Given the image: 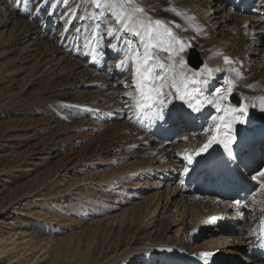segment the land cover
I'll use <instances>...</instances> for the list:
<instances>
[{"label":"rangeland","instance_id":"obj_1","mask_svg":"<svg viewBox=\"0 0 264 264\" xmlns=\"http://www.w3.org/2000/svg\"><path fill=\"white\" fill-rule=\"evenodd\" d=\"M69 3L70 7L61 3L55 9H52L50 4L45 5L42 0H32V3L27 5L23 3V0H0V7L3 10L5 9L4 11L7 14L15 15L16 20L31 23L41 28L45 26L50 33L51 31L52 34L54 33L53 37H57V43L61 41L60 47L62 49L76 56L87 55L86 57H92L95 52L94 44L96 41H91V47L87 46V43L90 33L96 31L98 39L107 38L106 44L108 47H110V44H117L118 53H120L121 58L128 60L130 68L136 63L138 57L135 48L130 45L128 34L122 30L116 32L115 30L120 26L111 17L104 21L99 29H95L93 21L80 20L69 16V12H74L77 17L85 14L84 9L77 8L81 0H69ZM136 3L146 9L145 15L150 17L153 22L155 20L163 22L159 28L154 26L156 32L154 33H158L159 36L155 43L162 42L164 47L171 45L174 49H179L181 43L185 46L183 51H173L171 55L169 52L159 49V47L154 49L160 50V60L167 62L170 67L174 64L179 71L183 72L182 77H187L186 82L190 84L193 90L187 100L199 109L198 113L205 111L209 118L205 129L198 130L201 141L208 140L212 135L211 131H213L218 120L214 121L212 117L219 118L220 113L225 112L227 115H225V120L228 119L227 121H229L233 115H238L232 111L233 108L237 107L230 103V95L226 99L217 101L219 95L215 92L217 88L226 92L231 87V93H239L242 105L247 108L253 125L262 126V122H264V89L256 92L255 95L249 93L240 84V80L244 78L243 74L239 73L233 65H227L223 69L221 63H218V66L210 71L206 65L208 56L203 54L206 49L205 44L197 38L198 32L193 38H183V35H181L183 30L173 24L175 23L174 18L169 14L161 13L155 6H152L155 2L136 0ZM260 5H264V0H257L254 8L249 7V11H245V17H264L259 14ZM38 7L39 11H37ZM85 7L91 6L86 5ZM231 12H228V14L230 13L232 16ZM234 12L233 18L238 13ZM178 13L180 14V12ZM66 19L69 20L68 24H65ZM237 19L242 22L240 17ZM233 26H235L234 21L228 25V28L231 29ZM109 27L119 39H113L112 36L107 34ZM217 27L218 25L215 26V28ZM77 28L81 29L79 33L76 32ZM165 28L172 32L171 37L164 32ZM234 38H237L236 34L230 35L229 40L227 38L221 40L216 44V47H222L220 51L228 48L234 49L229 45L233 44ZM143 43H145L146 48L145 38ZM224 44L226 46L223 47ZM7 47L6 49H8ZM190 48H195L204 61V66L199 71L193 70L187 64ZM148 50L150 51V49ZM248 50L249 47L244 49L245 57L251 53ZM100 52L99 55L103 56ZM258 54V56L252 57L256 62L251 64L249 61L246 62V65L250 67L249 75L254 76V74H257V83L264 81V45L260 47ZM93 57L94 67L99 64L96 62V55ZM181 58L184 61L183 65L181 64ZM10 59L7 55L0 58V237L7 241V244L2 243L0 246V264H59L62 261L64 264H70L69 259L73 258L74 260L71 263L75 264L78 254L85 251V247L82 246L83 243L87 240L95 241L96 239L99 244L105 242V245H111L110 249L112 251L105 254L106 256L100 252L92 264L116 262L133 251H139L149 246L173 247L178 242L184 243L186 239H192L188 244L189 253H192L195 248L211 250L217 254L226 249L224 243L222 245L221 242H218L219 237L227 238L223 233L210 235L209 229H206L203 234H191L190 232V227L195 224V218L192 217L193 215L196 216L201 209L197 208L196 211L188 205L185 212L181 207L182 205H179L181 197L176 198V195L179 193L177 186L181 181V177H179L177 168L171 166L172 163L175 165V162H179L178 165L183 166L186 163V161H183L184 158L180 157L183 158L180 161L175 158L172 163H168L164 151L158 145V139H156V143L147 144L151 137L155 138L154 135L162 133L163 128H166L165 124L160 127L156 121L144 116V109L137 108L131 119L132 129L129 128L124 133L121 129L124 121L110 118L102 103L91 102V99V101H86L85 105L74 104L78 99L73 100L75 99L73 95H65L60 92H57V96L53 97L49 93L52 87L48 85V81L53 75H49L45 71L42 61L34 68L33 63L25 64L21 61H15V64H13ZM104 65L108 69L106 61H104ZM172 71L174 72L173 69ZM226 71L227 74L224 73ZM128 72V70L125 71L124 75ZM224 77L225 79H223ZM119 80L116 79V81ZM205 81L207 83H204ZM156 84L157 86L160 85L157 82ZM161 84H163L162 90L165 94L170 90L173 94L169 99L165 97L166 95L161 97L167 103L163 106L156 105L153 108L158 111L163 107L166 111L165 108L175 107V104L172 103L174 93H178L177 88L181 89L184 85L174 86L171 89L170 87L166 88V83L162 82ZM250 87H252V84H250ZM194 89H199V91H194ZM196 94H199L202 99L201 104L199 103L200 106L195 103ZM209 101L212 102L209 103ZM88 102L90 105H88ZM217 102L220 104V110L215 106ZM190 110L192 116L197 114L192 109ZM223 110L227 111L223 112ZM166 116H168V113L165 112V118H167ZM140 123L147 127L146 130L139 126ZM171 123L176 124V119L173 121V118H171ZM233 124L234 130L238 128L237 124L246 127L244 118L242 123ZM191 128H193L192 125L189 130ZM142 131L145 134L148 131L150 133L145 135ZM251 139L257 142L264 140V132L262 130H258L256 133L253 132ZM186 142L187 147L191 145L192 140L188 138ZM262 145L264 147V141ZM78 165H82V169H84V165H87L85 171L89 174L83 178L88 179L92 176L95 182H106L115 177L117 178V176L111 174V171L114 172L118 169H120V173L129 174L133 171L135 165L139 170H154L156 175L155 179L147 176L145 179L141 178L142 180L136 178L137 182L135 183L134 180L125 182L128 183L129 188L133 185L145 184L143 187H148V189L143 193L140 190L135 193L127 190V192L122 191L121 194L111 195V193L105 192L88 193V190H83L80 192L81 195H65L64 190L69 186L59 185L58 179L65 176L70 183L71 180L80 178L82 173H76ZM253 169L252 172L264 170V150L259 156L258 164ZM159 178L161 179L159 180ZM195 178L193 177L190 181H187L186 192L197 181ZM156 184L160 186L157 185L156 187ZM169 193L172 194L171 198L175 196V199L170 198L168 204L165 199H167ZM87 194L91 198L90 201H85ZM95 195L107 200L101 203L104 205L103 210L97 211L86 222L78 220L76 216L79 215L80 210L86 215L87 209H93L95 203L99 204V197ZM188 195V193L184 194L185 197L189 198ZM260 195L262 198L264 197L262 194ZM130 196L139 197V199ZM159 196L161 197L160 200H158ZM262 198L250 201V204L245 206L246 213L249 210L248 213L257 211ZM120 200H123L122 203ZM142 203H149L151 210L155 211L150 216V218L156 216L155 226L149 230H145L143 227L133 229L120 227L118 224L126 219L131 220L133 210L137 206L140 207ZM16 209L22 215H17ZM194 211H196V214ZM221 211L223 212V210ZM183 219H186V226L182 224ZM187 219L190 220L187 221ZM99 221L102 222L98 223ZM244 223H239V229L245 227ZM18 234L23 235L18 237ZM187 234L190 235L185 238ZM12 236L13 239L15 236L17 237V250L15 251L13 246L10 245ZM237 236L236 233L231 235L230 238L236 239ZM61 241L65 243L68 249H70V246L72 250L70 249V252H68V249L66 252L60 251L62 247L64 248ZM116 242L119 247L113 249ZM2 249L8 251V257L1 256ZM64 256L66 259H64ZM99 258L101 259L99 260ZM164 259L165 256L157 253L154 256L145 257L142 255L140 258L130 260L126 264H163Z\"/></svg>","mask_w":264,"mask_h":264},{"label":"bare ground","instance_id":"obj_2","mask_svg":"<svg viewBox=\"0 0 264 264\" xmlns=\"http://www.w3.org/2000/svg\"><path fill=\"white\" fill-rule=\"evenodd\" d=\"M149 1L155 2L156 4L153 3L152 6H155L161 13L169 14L174 18L175 23L173 24L183 30V34H181L183 35V38H193L195 37L196 32H198L197 38L203 41L205 44L206 49L203 51V54L208 56V58H206V65L210 71L214 70L218 66V63H221V67L223 69L227 65H233L239 73L243 74L244 78L240 80V84L243 85L249 93L255 95L256 92L264 89V81L257 83V74H254V76L249 75L248 71L250 67L246 65V62L248 61L250 64L256 62V60L252 59V57L258 56L260 47L264 45V17H245V11H249V7L254 8V4L257 2V0ZM242 7L244 8L242 9ZM4 10L0 7V58L7 55V57L9 56L11 58L10 62L13 64H15V61H21L25 64L33 63L32 66L34 68L40 64V61H42V66H44L45 71L49 73V75H53V77L48 81L49 87H52V90L50 89L49 93L52 94L53 97H56L57 92H60L65 95H73L75 98L73 100L78 99L76 102H74V104L80 103V105H85V102L91 101V99V102L94 101V103L99 104L102 103L103 107L107 109V114H109L110 118L124 121L121 127L124 133L129 128L132 129V115L137 110L135 101L132 99V97L138 98V94L133 87L135 64H133V66L130 68V63L127 59L121 58L117 48L113 49L112 47H108L106 44L107 38H101L99 39V46H97L95 43L94 47L95 51L97 50V47L98 51H103H99L103 54V56L96 55V62L99 65H95L93 67L94 54H92L91 58L86 57L87 55L76 56L62 49L60 47L61 41L57 43V37H53L54 33L52 34V31L50 33V31H48L45 26L41 28L31 23L29 24L27 22L16 20L17 17L15 15L10 13L7 14V12ZM259 10V14L264 16V5H262ZM234 11L238 12L235 14V18H233L235 13ZM178 12H180V14H177ZM228 12H231L232 16L230 13L228 14ZM236 17H240L242 22H240ZM233 21L235 22V26L229 29L228 25ZM216 25H218L217 28H215ZM122 31L126 33L124 30ZM232 34H236L237 37L233 39V44H229L230 46L234 47V49L228 48L226 50L220 51L222 47L217 48L216 44L226 38L229 40L230 35ZM155 35L156 39H158L159 36L157 34ZM128 39L130 41V45L135 48V52H139L142 57V54L145 51V43H143L144 38L141 37L137 39L134 36L128 35ZM156 39H154L152 42L155 43ZM224 46H226V44H224L223 47ZM6 47L8 49H6ZM247 47H249L248 51L251 53L245 57L244 49ZM159 49H150V52L153 54L154 58L153 61H150V63H152L155 72L159 73V75L164 78L162 81L158 80L156 82L158 84H161L162 82L164 84L166 83V88L170 87L171 89H173L174 86L179 87V85H184V87L180 89L179 93H174L172 103L175 104V107L170 108L167 106L168 108H165L166 111L164 112L172 114L170 118L168 115L163 121L156 120L154 118V114L157 112V109L153 108V113L151 112L150 119L156 121L160 127H163L165 124L164 126H166V128H163L164 130L161 134L154 135L155 138L151 137V139L147 141V144L156 143V139H158V145L164 151V156L166 159H168V163H172L175 158H178V161L184 158L183 161H186V165L184 164L183 166H179V162H175V165L172 163L171 166L177 168L179 177H181V181L177 186L179 193L176 195V198L181 197L179 205H182L181 207L183 210H185V212L188 205L191 206L193 210H196L197 208L201 209V211H198L199 213H197L196 216L193 215L192 217L195 218V224L193 227H190V232L191 234H203L206 232V229H209L210 235L215 233H223L224 236H227V238L225 239L219 237L218 242H221L222 245L224 243L226 249L217 254L211 250L208 251L202 248H195L192 253H189L188 244H190L192 239H186L184 243L178 242V244L173 247L149 246L147 248L140 249L139 251H133L131 254L127 255L123 259L117 260L116 262H109L106 264H126L130 260L138 257L140 258L142 255L145 257L154 256L157 253L165 256V259L162 262L163 264H264V235H261L260 232V221L261 219H264V197L262 198L260 195L262 194L264 196V176H260V171H257L248 174L249 178L246 177L250 183L244 181L243 188L240 193L245 194L246 196L249 195V197L251 195L248 202H242L235 198L222 199L223 197L217 195V191L207 189L204 181L210 175V173L214 170L216 171L215 173H220L223 168L226 170L229 164L222 160V158L219 156L218 149L221 147V145H213L212 148L208 150V153H201L197 155L198 150L208 141H201V137L199 138L200 135L198 132L200 129L198 127L203 126L204 130L208 124L209 118L207 117L205 111H201L199 113L197 112L196 115L192 116V112L190 110L191 108H189L187 105V99L190 98L193 90L191 89L190 84L186 82V76L182 77L181 74L183 72L179 71V69H177L178 67H176L174 64H172V67H170L167 62H163L159 59ZM228 52L230 53L227 54ZM225 58H227L229 62H225ZM121 60H125L126 63L121 68H117V64ZM104 61H106V66H108V69L104 67ZM161 65H163V67H161ZM171 68L174 70V72ZM127 70L129 72L124 75V72ZM224 73L227 74V71ZM116 79L120 80L116 81ZM223 79H225V77ZM224 83L226 82L224 81ZM250 84H252V87H250ZM185 90H187L190 95L185 96V99L183 100L179 99V95H183ZM172 94L173 92L170 90L166 92L165 97L169 99ZM196 96L199 97L200 101H202L199 94H196ZM88 105H90L89 102ZM224 111L225 110H223V112ZM177 113L185 114V118H188L189 116L191 122H188V120L185 119H176L173 115H176ZM225 115V112L222 114L220 113L214 129L212 128L213 131H211V137L215 134L217 125L220 126L219 136L229 131V129L224 126L225 122L228 120L227 118V120H225V117L227 116ZM172 117L176 119V124L171 123ZM243 118L245 119L246 127L237 124L238 128H235L234 130V124H232L233 126L231 131L232 135L235 137L233 146H235L236 143L244 145L250 142L253 132L256 133L258 130H262L264 132V122H262V126H256L255 124L253 125L248 112ZM190 123L196 124L195 128H192L193 130H189L192 125ZM139 126L143 127L144 130L147 128L142 123H140ZM243 132L245 133L244 137H242ZM142 133L144 132L142 131ZM149 133L150 132L148 131L146 134ZM188 138L191 139L192 142L190 146L186 147L185 142ZM259 147L260 144H255L247 148L245 153H243L241 156L242 161L245 162V158L248 157L249 151H251V154H255L256 152L260 151ZM188 155L192 157L193 162L191 164L187 162L186 156ZM254 163L256 165L258 164V161L255 160ZM83 167L84 169H82V165H78L76 167V173H82V176L75 180H71V184L68 182L69 179L66 180L65 176L61 179H58L59 185L62 186L65 184L63 187H67L66 185L69 186L64 190V192H66L65 195H81L80 192L83 190H88V193L105 192L111 193V195L115 193L121 194L122 191L127 192V190L131 191L132 193L140 190V192L143 193L148 189V187H143L145 184L133 185L131 188H129V186H127L128 183L125 182L134 180L133 182L135 183L137 182V179L142 180L141 178L145 179L147 176H149L151 179H155L156 175L154 170H139V168H136L135 165V168L129 174H124L125 172L120 173V169H118L114 172L111 171V174L117 176V178L115 177L111 181L106 182H95L92 176H90L88 179L83 178L89 174L85 171V168L88 166L84 165ZM186 168L188 169L187 172H185ZM250 170L251 169H249V171ZM193 177H196L195 179H197V181L191 186L190 190L186 192V186H188L186 185L187 181H190ZM253 177H255V179H253ZM160 179L161 178H159V180ZM66 182L68 183L66 184ZM157 185L159 184H156V187ZM215 187H217V185ZM186 193L189 194V198L184 196ZM95 196L99 197L97 195ZM171 196L172 194L169 193L165 201H168ZM130 197L139 199V197ZM101 198L102 197H99V204L95 203L93 209H87L88 212L86 215H84L80 210L78 212L79 215H77L76 218L86 222L88 219L92 218V216H94L97 211L103 210L102 207L104 205L101 203L102 201L107 200ZM260 198H262V201L257 207V211L248 213L250 211L249 210L246 213L247 209L245 206L250 204V201L258 200ZM90 199L91 198H89L87 194L85 201H90ZM160 199L161 197L159 196L158 200ZM171 199H175V196H173ZM61 204L63 205L64 203ZM221 210H223V212ZM15 211H17V215H22L19 210L16 209ZM196 211H194L195 214ZM154 212L155 211L151 210L149 203H142L140 207L137 206L136 209L133 210V217L131 220L126 219L121 221L118 225L124 229L143 227L145 230H149L151 227L155 226L156 216L150 218ZM185 220L186 219L182 220L183 225L185 224ZM188 220L190 219H187V221ZM101 222L102 221H99L98 223ZM241 222H245V227H241L239 229L238 225ZM186 225L187 224H185V226ZM187 232L189 231L187 230ZM236 233L238 234V238L231 239L230 236ZM21 235L23 234H18L17 236L19 237ZM189 235L190 234H187L185 238H188ZM11 240L12 241L10 242V245L13 246V250L15 251L17 250V237L15 236L13 239L12 236ZM96 240H87L83 243L82 246L85 247H83L85 251H81L78 254V257L75 259V264H92V262L97 259L96 256L99 255L100 252L102 255L108 254V252L111 253V245H105V242L103 244H99L96 242ZM258 242H260L259 245L257 244ZM2 243L7 244V241H5L3 237H0V246ZM61 243V245H64V248L62 247L61 250L59 248V250L66 252L68 249L67 246L64 242L61 241ZM118 247L119 244L117 242L114 243L113 249H117ZM69 248L71 249L70 246ZM70 249H68V252H70ZM201 253H211V256L210 258L205 259L201 257ZM1 256L5 258L8 257V251L2 249ZM70 256L67 258L69 259ZM101 258H99V260ZM64 259H66V257ZM73 260L74 258L71 260L69 259L70 264H72L71 262ZM59 264L64 263L62 261Z\"/></svg>","mask_w":264,"mask_h":264},{"label":"snow or ice","instance_id":"obj_3","mask_svg":"<svg viewBox=\"0 0 264 264\" xmlns=\"http://www.w3.org/2000/svg\"><path fill=\"white\" fill-rule=\"evenodd\" d=\"M23 3L25 5L32 3V0H23ZM42 3L47 5L50 4L52 9H55L59 4L63 3L65 5L71 6L69 3V0H42ZM86 5H90L91 7H85ZM78 9H84L85 14L76 16L74 12H69V16L73 18H78L80 20H91L95 24V29H99L101 24L108 20L109 17L112 18V20L115 21L118 27L115 31L119 32L121 30H124L128 35L134 36L137 39L143 37L146 40V48L144 53L141 54L139 52L136 53V56L138 57L135 68H134V83L133 87L138 94L137 97H132V99L135 101V106L138 109H144V116L149 117V114L151 113V110L156 105L163 106L165 104L164 99L161 97L165 96L166 94L163 92V84H160L157 86L156 81L157 80H163L164 78L159 75V73L155 72V69L152 66V63L150 61H153V54L148 49H154L159 47L163 51H167L170 53L173 51H183L184 45L181 43L179 49L172 48L171 45L169 47H164L162 42L153 43L152 41L156 39V35H154L155 28H159L162 26V21L155 20L154 22L151 20L150 17H147L145 15L146 9L142 6H139L136 3V0H81V3L77 6ZM95 9V11H93ZM37 11H39V7L37 8ZM51 14V13H49ZM179 14V13H177ZM69 20H65V24H68ZM67 30V29H66ZM81 31L80 28L76 29V32L79 33ZM164 32L167 33L168 36H172V32L165 28ZM108 35L112 36L113 39H119L115 32L112 31L111 27H109V30L107 32ZM158 35V33H157ZM173 39H175L173 37ZM95 40L97 46H99V39L97 38L96 31H92L89 36V41L87 43V46L91 47V41ZM113 49H116L117 45H109ZM94 55H99L98 47L97 50L94 52ZM225 62H229L227 58H225ZM126 63L125 60H121L117 64V68H121ZM181 64H184L183 59L181 58ZM163 67V65H161ZM174 67V65H173ZM198 74V73H197ZM239 75V73H237ZM185 80H187V77H185ZM204 83H207L205 81ZM180 89L177 88V92L179 93ZM194 91H199V89H194ZM232 88L229 87L226 92L221 91L220 88L215 89V92L219 95L217 96V101L226 99L228 95L231 94ZM190 95V93L185 90L183 95H179V99L183 100L185 99V96ZM212 101H209L211 103ZM189 108L192 109L193 112H198L199 109L195 107V105L191 101H187ZM195 103L199 104L201 103L199 97L195 98ZM216 108L220 110V104L216 103ZM227 111V110H225ZM233 112L239 113L238 115H233L231 117V120L225 122V127L229 129L228 132L224 133L221 136L213 135L210 137L197 152V155L201 153H208V150L212 148L213 145H221L224 149V152L227 154V156L230 159H235V154L233 150V144L235 141V137L232 135V124L233 123H242L243 117L247 113V108L243 105L233 108ZM169 117L172 116L171 113L168 114ZM154 118L159 121H163L165 119V112L163 107H161L155 114ZM176 119H184L185 114L177 113L175 115ZM212 119L215 121L218 119V117H212ZM139 120V117H138ZM211 128V126H209ZM217 127H220L217 125ZM188 163L191 164L192 157H187ZM188 169H185V172H187ZM260 176H264V171L259 172ZM255 179V177H253ZM260 232L261 235H264V219H261L260 221ZM211 253H201L202 258H210Z\"/></svg>","mask_w":264,"mask_h":264},{"label":"water","instance_id":"obj_4","mask_svg":"<svg viewBox=\"0 0 264 264\" xmlns=\"http://www.w3.org/2000/svg\"><path fill=\"white\" fill-rule=\"evenodd\" d=\"M188 65L194 70L198 71L203 66L204 62L199 55V52L195 48H190L187 56ZM230 102L234 104L236 107L242 105V100L239 93H231Z\"/></svg>","mask_w":264,"mask_h":264}]
</instances>
